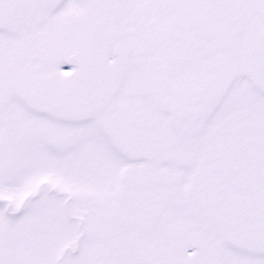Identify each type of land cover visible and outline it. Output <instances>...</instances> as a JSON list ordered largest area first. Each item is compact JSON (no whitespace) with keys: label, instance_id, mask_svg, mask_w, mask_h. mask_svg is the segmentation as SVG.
<instances>
[{"label":"snow or ice","instance_id":"snow-or-ice-1","mask_svg":"<svg viewBox=\"0 0 264 264\" xmlns=\"http://www.w3.org/2000/svg\"><path fill=\"white\" fill-rule=\"evenodd\" d=\"M0 264H264V0H0Z\"/></svg>","mask_w":264,"mask_h":264}]
</instances>
